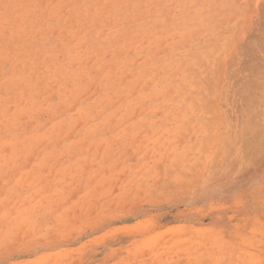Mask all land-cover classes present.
<instances>
[{"label": "rangeland", "instance_id": "1", "mask_svg": "<svg viewBox=\"0 0 264 264\" xmlns=\"http://www.w3.org/2000/svg\"><path fill=\"white\" fill-rule=\"evenodd\" d=\"M262 136L264 0H0V264H264Z\"/></svg>", "mask_w": 264, "mask_h": 264}, {"label": "bare ground", "instance_id": "2", "mask_svg": "<svg viewBox=\"0 0 264 264\" xmlns=\"http://www.w3.org/2000/svg\"><path fill=\"white\" fill-rule=\"evenodd\" d=\"M242 83V82H241ZM244 83V82H243ZM250 83H251V81H250ZM239 85V84H238ZM240 86H241V84H240ZM246 87V86H245ZM248 89H249V86H248ZM251 89V88H250ZM256 97V96H255ZM253 99V98H252ZM256 118V117H255ZM254 123V122H253ZM260 126V125H259ZM256 129V128H255ZM254 131V130H253ZM259 132V131H258ZM263 137V139H264V136H262ZM260 141V139L259 140H257L255 143H254V145L256 144V143H258Z\"/></svg>", "mask_w": 264, "mask_h": 264}]
</instances>
